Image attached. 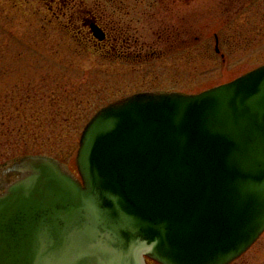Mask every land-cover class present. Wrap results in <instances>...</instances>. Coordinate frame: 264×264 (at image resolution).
Returning <instances> with one entry per match:
<instances>
[{"label":"water","instance_id":"obj_1","mask_svg":"<svg viewBox=\"0 0 264 264\" xmlns=\"http://www.w3.org/2000/svg\"><path fill=\"white\" fill-rule=\"evenodd\" d=\"M76 165L80 180L43 155L0 166V264L231 263L264 232V65L101 108Z\"/></svg>","mask_w":264,"mask_h":264},{"label":"rangeland","instance_id":"obj_2","mask_svg":"<svg viewBox=\"0 0 264 264\" xmlns=\"http://www.w3.org/2000/svg\"><path fill=\"white\" fill-rule=\"evenodd\" d=\"M263 64L264 0H0V164L42 154L77 176L81 132L103 106L196 94ZM230 264H264V233Z\"/></svg>","mask_w":264,"mask_h":264},{"label":"flooded vegetation","instance_id":"obj_3","mask_svg":"<svg viewBox=\"0 0 264 264\" xmlns=\"http://www.w3.org/2000/svg\"><path fill=\"white\" fill-rule=\"evenodd\" d=\"M106 37H107V35H106ZM98 45H100V44H98Z\"/></svg>","mask_w":264,"mask_h":264}]
</instances>
